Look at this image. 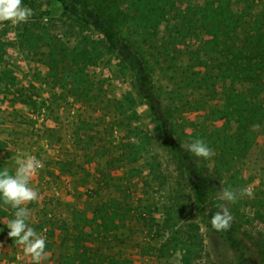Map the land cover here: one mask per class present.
<instances>
[{"label": "rangeland", "instance_id": "obj_1", "mask_svg": "<svg viewBox=\"0 0 264 264\" xmlns=\"http://www.w3.org/2000/svg\"><path fill=\"white\" fill-rule=\"evenodd\" d=\"M143 2L108 0L102 12L146 53L138 63L153 69L157 111L168 121L172 143L139 92L133 70L95 24L78 17L76 0H68L71 10L61 0H22L33 13L27 22H0V69L7 75V84L0 85V159L14 172L17 157L32 155L42 163L29 185L39 198L26 205L29 226L46 240L48 256L41 264L77 259L78 240L63 242L65 235L81 239L90 233L111 211L113 198L133 214L116 230L119 264H163L160 252L176 254L173 264L184 257L193 264H244L230 231L214 230L200 213V182L192 169L207 180L208 208L223 204L246 238L264 243V131H253L245 118L226 126L232 110L227 98L240 78L223 64L230 54L208 52L204 35L190 30L200 5L229 16L244 10L261 17L264 0H175L176 8L164 9L158 35L149 40L138 21ZM248 67L264 72V58ZM236 131L250 133L242 140L249 149L229 148ZM198 139L213 150L211 158L185 149ZM248 186L253 198H217L221 187L239 192ZM14 214L0 216V264H32L7 235ZM255 264H264V257Z\"/></svg>", "mask_w": 264, "mask_h": 264}, {"label": "trees", "instance_id": "obj_2", "mask_svg": "<svg viewBox=\"0 0 264 264\" xmlns=\"http://www.w3.org/2000/svg\"><path fill=\"white\" fill-rule=\"evenodd\" d=\"M61 1L67 10H71L68 0ZM106 1L108 0H76L77 7L81 8L80 16L78 17L88 24H95L107 39L110 48L123 56L125 62L135 74L139 92L151 103L152 110L162 122L167 140L171 142L168 121L157 111L153 69L150 65H140L138 63L139 58L145 61L146 53L136 41L124 39L121 36L120 23L116 19L107 18L104 15L102 5ZM206 7L200 5V8H203L201 14L193 15L197 16L198 19L196 22L193 21L191 23L190 30L195 33L201 32L204 35L203 40L208 52H215L223 57L230 54V59L223 62V64L226 63L227 68L232 67L233 76L240 78L241 81L239 86L235 87L228 95L227 104L232 107V110L226 126L231 128L235 123L237 124L242 118H245L252 122L255 127L253 131H264V72L248 67L249 62L264 58V7L260 13L261 17L252 16L244 10L242 12L236 11L229 16L230 12L228 15L224 11H213L207 5ZM174 8H176L175 0H144L142 8H139L143 10L139 13L138 21L143 25L146 39L149 40L151 37L158 35L159 26L163 24V19L167 16L164 9ZM198 29L199 31H197ZM2 48L3 44L0 38V49ZM165 52L168 54V50ZM80 76L81 73L78 72L77 77L80 78ZM2 84H7V75L5 71L0 69V85ZM247 136H250L249 132L241 133L236 131L233 139H231L229 148L236 149L239 146L240 149H249L251 147L250 143L242 145V140L246 139ZM174 146L178 149L177 145L174 144ZM4 168H7L10 174H15L10 163L6 159H0V170ZM192 173L199 177L200 182L197 194V207L201 214H205L212 219L213 213L217 210H210L206 204L207 180L198 169H192ZM109 202L110 206L107 207L111 211L103 213L102 222H99L90 233L82 235L81 239L78 234L65 235L63 242H66V240L79 241H77L78 245L74 246L78 258L67 264L120 263L118 255L113 252V245L121 241L116 230L120 227H125L127 221L132 219L133 214H131L132 209L123 208V203L116 198L109 200ZM58 203L64 205L76 215H82L80 210L71 209L62 200H58ZM12 210L15 209L10 205L3 204L2 199H0L1 217L9 216ZM229 231L231 242L238 249L244 264H255V262L260 261L264 257V243H252L249 238L244 236V233L236 224L232 223ZM180 242L181 248L187 252V243L183 239ZM89 244L100 248L106 247V251L104 253H94L89 248ZM160 254H162L160 255V260L164 261L163 264H173L171 262L176 254L167 256L163 252H160ZM182 261V264H193L191 259L185 257Z\"/></svg>", "mask_w": 264, "mask_h": 264}, {"label": "clouds", "instance_id": "obj_3", "mask_svg": "<svg viewBox=\"0 0 264 264\" xmlns=\"http://www.w3.org/2000/svg\"><path fill=\"white\" fill-rule=\"evenodd\" d=\"M32 9L23 6L22 0H0V22L11 21L16 25L27 22L32 16ZM185 149L198 158H211L214 152L203 140H195L186 144ZM15 174H10L7 168L0 170V199L3 204L15 209V218L7 222V235L13 239L16 246L22 247L25 254L31 257L32 264H41L48 253L45 251L46 240L43 235L37 233L27 222L30 211L26 205L38 200V193L30 187V181L42 167V163L35 156L27 155L24 158L17 157ZM253 198L251 186L239 190H231L221 187L218 199L235 203L238 199ZM219 210L212 215L211 226L216 231L229 230L232 226L233 216L223 204L217 205ZM248 211H251L250 209Z\"/></svg>", "mask_w": 264, "mask_h": 264}]
</instances>
